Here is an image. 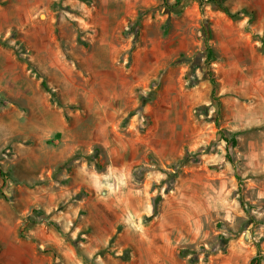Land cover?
<instances>
[{
    "label": "rangeland",
    "instance_id": "obj_1",
    "mask_svg": "<svg viewBox=\"0 0 264 264\" xmlns=\"http://www.w3.org/2000/svg\"><path fill=\"white\" fill-rule=\"evenodd\" d=\"M173 2L0 0V264H264V0Z\"/></svg>",
    "mask_w": 264,
    "mask_h": 264
},
{
    "label": "trees",
    "instance_id": "obj_2",
    "mask_svg": "<svg viewBox=\"0 0 264 264\" xmlns=\"http://www.w3.org/2000/svg\"><path fill=\"white\" fill-rule=\"evenodd\" d=\"M163 1L165 2V0H163ZM181 1H182V0H174V2H173V4H172L171 7H172V8H173V7H177L178 5H180ZM220 8H221V10L223 11V13H224L226 16H228L229 18H234V17L237 15V13H235V14H231V13L229 12V10H228L226 7H224L223 5H221ZM212 56H213L212 51L208 48V49H207L206 63H205L207 67L209 66V63H210V61H211V59H212ZM207 75H208V80H209L210 87H211V90H210L211 97H212V99H213L214 101H216V103L219 105L218 99H217V97H216L217 86H218V84H217V80H216V78H215L213 72H211V71H209V70H208V72H207ZM41 87H42L45 91H48V89H47V87H46V85H45L44 82H41ZM232 143H234V142L232 141Z\"/></svg>",
    "mask_w": 264,
    "mask_h": 264
}]
</instances>
